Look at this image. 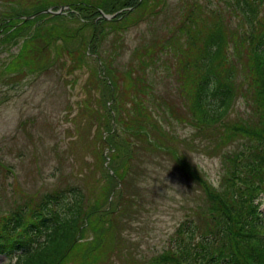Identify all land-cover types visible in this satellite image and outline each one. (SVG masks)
<instances>
[{
  "label": "trees",
  "instance_id": "trees-1",
  "mask_svg": "<svg viewBox=\"0 0 264 264\" xmlns=\"http://www.w3.org/2000/svg\"><path fill=\"white\" fill-rule=\"evenodd\" d=\"M169 2L34 0L30 6L22 5L18 13L8 9L1 14L0 42L10 34V43H15L27 32L18 52L4 67L8 72L16 70L11 76L16 82L21 81V72L57 70L56 61L63 57V51L68 52L75 68H80L89 51L100 59L104 70L103 76L94 70L95 80L102 81L105 90L114 92L116 88L118 92L114 105L103 103L108 135L101 139H111L109 169L103 170L102 178L85 185L86 189L71 183L43 192H22L21 199L13 200L14 206L0 212V254L9 257L4 264H110L119 256L123 239L115 219L117 209L122 208L105 207L112 194L120 198L126 194L123 181L135 158L132 151L139 147L135 148L128 134L142 146L148 144L150 152L165 151V139L171 140L173 157L185 161L175 146L178 141L172 129L163 127L158 115L170 127L172 122L191 125L195 135L211 139L206 152L219 155L222 173L218 185L213 186L198 170L187 168L202 184L209 204L207 218L202 216L203 229L183 225L175 249L145 259L147 264H264V218L260 211L264 201V0H177L173 6ZM49 4L67 5V17L80 25L74 29L44 26L45 21L60 17L44 12L27 17ZM100 10L112 18L105 19ZM151 18L160 20L159 24L147 26L148 33L126 63L121 67L114 64L112 53L119 54L124 31ZM83 28H90L89 37L82 35ZM111 36L113 45L103 49V41ZM55 41H62V45L50 59L49 48ZM71 44L77 47L69 48ZM102 49L108 54L103 55ZM148 73L172 74L174 90H161L153 78L141 80L136 86L139 92L129 97L135 116L126 108L121 112L120 97L135 88L131 81L136 77L132 75ZM235 105L242 111L236 112ZM113 112L126 137L123 142L113 139ZM94 113L85 109L89 127L102 121L103 116ZM98 157L105 159L102 153ZM17 201L22 203L15 204ZM196 231L199 235L195 239ZM121 262L142 264L134 258L128 261L126 256Z\"/></svg>",
  "mask_w": 264,
  "mask_h": 264
},
{
  "label": "rangeland",
  "instance_id": "rangeland-1",
  "mask_svg": "<svg viewBox=\"0 0 264 264\" xmlns=\"http://www.w3.org/2000/svg\"><path fill=\"white\" fill-rule=\"evenodd\" d=\"M33 1L0 0V18L3 19L1 14L8 9L18 13L25 4L30 6ZM176 2L177 0H171L169 4L173 6ZM49 5L45 8L49 11L44 13L60 17L45 21L42 23L44 26L60 25L74 29L80 25L67 17V5H60L63 7L61 11L59 6ZM36 13L27 17L33 18L38 15ZM100 13L103 11L100 10ZM107 15L112 18V14ZM159 22L160 20L151 18L124 31L122 48L118 55L112 53L111 58H116L112 62L119 67L126 63L134 47L141 42L143 35L148 33L147 26L156 23L158 25ZM18 25L20 26V19ZM81 31L86 38L90 36V28H83ZM25 34L27 32L16 38L15 43H10V34L3 37L7 40L0 42V212L14 206L13 200L21 199L22 192H43L45 189L63 187L71 183H78L85 188V185H90L96 178H102L111 162V139H101L108 135L104 130L106 112L103 103L114 105L118 92L116 88L114 92L105 90L102 81L95 80L94 70L101 73L100 76L104 74L100 59L88 51L81 67L75 68L68 52L63 51V57L56 61L57 70L49 69L39 74L33 71L21 72V81L16 82L11 78L16 75V70L8 72L4 67L18 52ZM103 43V49L111 47L112 36ZM60 45L62 41L51 44L50 59H54V50ZM76 47L77 44H71L69 48ZM132 76L136 77L131 81L135 88L127 91L123 98L119 96L121 103L118 107L121 112L122 108H126L133 117L134 107L130 105L129 97L139 92L136 86L141 84V80L153 78L161 90H174L171 84L174 81L172 74L152 76L148 73ZM119 82L122 80L119 79ZM88 84L93 85L89 87ZM106 97L108 100L105 102ZM87 108L93 109L96 116H103L102 121H95L92 127H89L84 114ZM234 109L236 112L242 111L236 105ZM155 114L157 116L158 112ZM117 117V114L111 113L112 128L116 132L113 139L123 142L126 137ZM123 118L128 120L125 113H122ZM157 118L163 127L172 129L171 134L178 141L175 146L185 161L178 162L173 157L170 151L171 140L165 139V151L150 152L149 149L152 148L148 144L144 143L142 146L135 136L128 134L129 140L135 142V148L137 144L139 147L132 151L135 158L123 181V186L127 187V197L120 198L118 194H112L109 204L105 207L107 210H115L117 205L122 208L117 209L115 219L123 239L122 245L119 246L120 255L113 257L110 264H122L121 258L124 256L128 261L134 258L138 263L147 264L145 259L160 254L165 249H175L179 240L177 234L183 225L186 224L188 229L199 225L203 229L202 216L207 218L209 204L202 184L187 168L198 170L213 186L218 185L221 177L222 164L219 155H208L206 152L211 139L195 135V129L191 125L172 122L170 127L159 115ZM100 153L105 156L104 161L98 157ZM92 202L94 203L93 200ZM18 203L22 202L17 201L15 204ZM260 211L264 218V201L260 205ZM195 235L196 239L199 231H196ZM7 260V255L0 254V264L6 263Z\"/></svg>",
  "mask_w": 264,
  "mask_h": 264
},
{
  "label": "water",
  "instance_id": "water-1",
  "mask_svg": "<svg viewBox=\"0 0 264 264\" xmlns=\"http://www.w3.org/2000/svg\"><path fill=\"white\" fill-rule=\"evenodd\" d=\"M66 6V5H65ZM67 7V6H66ZM63 7L61 6L60 7V10L59 11H61V9H62ZM132 9V8H131ZM47 12V11H49V10H42V11H38L36 14H39V13H42V12ZM59 11H57V12H59ZM102 16L105 18V19H110L111 18V16L109 15H106V14H104V13H102ZM29 18V17H28Z\"/></svg>",
  "mask_w": 264,
  "mask_h": 264
}]
</instances>
